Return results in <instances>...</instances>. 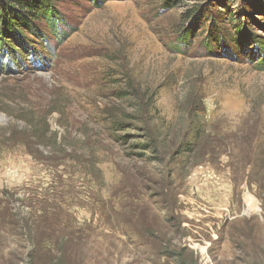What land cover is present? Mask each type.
<instances>
[{
  "label": "rangeland",
  "instance_id": "1",
  "mask_svg": "<svg viewBox=\"0 0 264 264\" xmlns=\"http://www.w3.org/2000/svg\"><path fill=\"white\" fill-rule=\"evenodd\" d=\"M45 6L0 66V264H264V0ZM206 8L222 47L178 46Z\"/></svg>",
  "mask_w": 264,
  "mask_h": 264
},
{
  "label": "trees",
  "instance_id": "2",
  "mask_svg": "<svg viewBox=\"0 0 264 264\" xmlns=\"http://www.w3.org/2000/svg\"><path fill=\"white\" fill-rule=\"evenodd\" d=\"M46 0H0V66L6 67L7 69L10 68L12 65H20L23 60V53H29V51H35L36 46L34 44L32 45V39H26L25 37V30L27 31L25 27V23L30 22L32 26L35 25L32 20H38L39 18H50L51 21L56 25H62L63 21L65 20L63 16L59 13L58 10L53 8H47L45 6ZM214 7V6H213ZM259 8V7H258ZM256 8L255 12H258L259 14H264L261 9ZM262 8V7H260ZM205 11H198L196 9L191 14L193 18L188 16V18H191L190 24H192L189 27H184L183 32L178 35L176 38L178 39V46L183 47L186 46V48H189L194 41L195 37H197L198 33L204 32L205 28H207V36L204 38V40L201 42L202 48L209 51L211 53V48L213 45L221 46L224 44V40L220 39V35H223L224 28H220L218 25V22H220V16L221 14L218 13L217 9H210L206 8ZM218 13V14H217ZM30 20V21H29ZM186 23L187 20L184 19ZM9 29H13L10 30ZM36 30L38 28H35ZM54 32L51 33V36L47 38L45 37L43 39V47L44 46H50L49 45V39L52 37H56L57 41L66 40V36L64 33H61L60 31L53 30ZM63 32V31H62ZM240 32H242L240 30ZM238 31V27L236 32L230 31L228 33V37L232 38L235 41H238L237 44H241V35ZM20 34L22 36H20ZM44 35V34H43ZM28 37V35H26ZM238 36V37H237ZM223 37V36H222ZM252 39H250L251 41ZM234 41V42H235ZM7 43V45L5 44ZM14 43V45H12ZM235 44V43H234ZM259 44V45H258ZM260 43H257L256 45L260 46ZM19 45V46H18ZM254 46L255 54L262 56V50L263 46L260 48L261 50H258L257 46ZM18 47L20 50H18ZM23 51V53H22ZM9 53L11 58L14 59V61L10 64L3 63V57L1 54L3 53ZM43 52V51H41ZM180 52V51H179ZM40 53V52H39ZM5 61H8V59H5ZM154 142V140L152 139ZM155 144V143H154ZM148 146V145H146ZM49 260H54L55 258L50 255ZM37 259V255H36Z\"/></svg>",
  "mask_w": 264,
  "mask_h": 264
}]
</instances>
